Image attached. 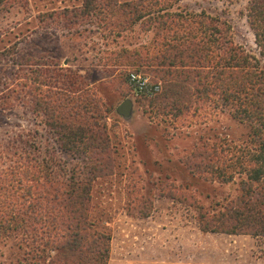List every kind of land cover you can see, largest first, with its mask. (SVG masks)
Segmentation results:
<instances>
[{"label": "rangeland", "instance_id": "1", "mask_svg": "<svg viewBox=\"0 0 264 264\" xmlns=\"http://www.w3.org/2000/svg\"><path fill=\"white\" fill-rule=\"evenodd\" d=\"M153 1L26 0L0 8V264L40 260L37 241L23 230L26 215L17 211L28 185L58 190L57 203L65 201L63 191L75 196L88 188L83 202L93 225L85 229L90 248L82 255L90 261L149 263L137 251L145 241L134 249L128 243L150 229L226 237L202 231L199 222L236 196L239 178L222 182L194 163L203 142L243 144L248 126L205 107L171 118L155 110L154 94L135 90L131 70L164 82L166 44L184 27L159 28L156 19L136 17L131 5L150 3L154 15L178 13L179 22L204 11L223 23L226 38L252 47L246 0ZM160 6L167 10L157 12ZM124 99L132 102L128 117L116 111ZM222 155L229 153H221L220 163ZM28 159L38 161L37 170L20 164ZM94 230L107 233L109 242L96 239ZM260 238L250 252L235 247V264H264ZM194 245H188L193 258ZM104 246L108 253L100 256ZM181 249L176 242L174 258Z\"/></svg>", "mask_w": 264, "mask_h": 264}, {"label": "trees", "instance_id": "2", "mask_svg": "<svg viewBox=\"0 0 264 264\" xmlns=\"http://www.w3.org/2000/svg\"><path fill=\"white\" fill-rule=\"evenodd\" d=\"M24 1L0 0V8H5L3 4L9 8ZM159 2L154 0L151 6ZM149 4L131 5V9L136 17L147 15L151 20L156 19L159 28L169 31L174 27L177 32L178 27H184L182 34H171L174 35L173 43L166 44L168 55L163 62L168 68L162 72L164 82L160 90L153 95L156 97L153 100L155 110L174 118L205 107L226 113L248 126L247 140L243 144L225 142L208 147L207 142H203L199 147V161L194 163L195 167L222 182L239 178L236 196L224 202L211 216L202 215L199 228L209 232L264 236V0H246L244 7L253 35L252 47L226 38L227 28L216 16L204 11L191 12L186 14L185 21L179 22L174 18L178 13L171 16L168 11L154 15ZM165 9L167 7L160 6L157 12ZM65 137L68 148H74L76 143ZM224 151L229 155L228 158L222 155L220 163ZM20 164H29L37 170L38 161L28 159ZM50 172L53 170L48 174ZM63 193L65 201L57 203L58 190L28 185L22 196L24 204L17 210L26 215L22 219L24 233L32 234L37 241L38 264H104L100 259L90 261L82 255L90 248L85 229L93 225L83 202L88 188L75 190V196L71 191ZM92 234L96 239L109 242L107 233L94 230ZM49 245L52 247L46 254ZM107 253L108 248L104 246L100 256Z\"/></svg>", "mask_w": 264, "mask_h": 264}, {"label": "crops", "instance_id": "3", "mask_svg": "<svg viewBox=\"0 0 264 264\" xmlns=\"http://www.w3.org/2000/svg\"><path fill=\"white\" fill-rule=\"evenodd\" d=\"M153 230L150 229L145 234H137L139 241L133 244L134 241L131 240L132 244L128 243V247L134 249L137 248V244H142L141 240L146 242L143 245V249L137 248V251L140 252V257H146L149 262L147 264H235L234 250L236 246L242 247L243 251L250 252L253 247H257V242L259 239L261 240L260 237H264L250 234L211 232L224 233L226 235V237L218 239L217 237H206L203 234L192 232L189 236L195 239L194 242L193 240H188L189 236L185 233L180 234L179 232L176 235V231L173 233L168 231L158 233ZM238 236L240 238H237ZM122 242L127 245L126 239H122ZM176 242L182 245L179 259L174 258V253L171 251ZM263 243L260 241L259 244L263 247ZM190 244H195V258L192 257L193 252H188V245Z\"/></svg>", "mask_w": 264, "mask_h": 264}, {"label": "built area", "instance_id": "4", "mask_svg": "<svg viewBox=\"0 0 264 264\" xmlns=\"http://www.w3.org/2000/svg\"><path fill=\"white\" fill-rule=\"evenodd\" d=\"M127 78L136 91L145 94H154L161 88L159 80L153 81L148 74L136 70L128 71Z\"/></svg>", "mask_w": 264, "mask_h": 264}, {"label": "water", "instance_id": "5", "mask_svg": "<svg viewBox=\"0 0 264 264\" xmlns=\"http://www.w3.org/2000/svg\"><path fill=\"white\" fill-rule=\"evenodd\" d=\"M132 102L130 99H124L116 108V111L124 117H128L131 114Z\"/></svg>", "mask_w": 264, "mask_h": 264}]
</instances>
